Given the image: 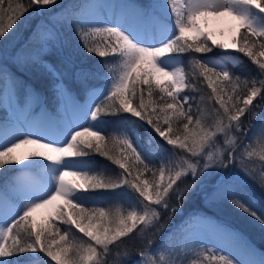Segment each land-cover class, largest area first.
Returning a JSON list of instances; mask_svg holds the SVG:
<instances>
[{
  "label": "snow or ice",
  "instance_id": "snow-or-ice-1",
  "mask_svg": "<svg viewBox=\"0 0 264 264\" xmlns=\"http://www.w3.org/2000/svg\"><path fill=\"white\" fill-rule=\"evenodd\" d=\"M55 4L0 0V39L23 22L26 13L40 15ZM210 18L231 19L235 35L230 42L216 39L208 27ZM65 26L75 42L61 39ZM36 28L33 49L23 59L50 74L56 110L0 121V170L17 169L11 185L6 182L0 189V264H18L14 257L38 252L57 264H111L107 258L113 249L118 264H129L128 243L133 240H140L141 247L131 264H164L165 255L167 264H189L186 252L196 257L191 264H264V253L258 260L246 258L252 253L241 234L200 215L182 218L153 247L173 217L182 215L197 186L206 200H227L264 228V157L257 197L246 188L245 180L255 176L245 166L244 153L251 152L241 120L246 112L255 117L257 97L264 102V0H151L148 5L107 6L81 0L71 14L50 16L45 31ZM53 41L59 45V67L44 59ZM213 48L223 50L219 58L193 55L212 53ZM81 50L120 64L118 72L108 69L106 87L93 89L87 99L83 93L93 73L83 66ZM184 53L194 61L191 76L181 66ZM236 53L255 63V77L242 80L232 71L229 62L239 59ZM198 80L210 90V120L200 108L204 96L193 95L199 91ZM154 93L158 100H153ZM31 95L37 105L43 102L42 93L33 89ZM122 113L148 126L147 146L135 129L121 131L119 137L103 135L109 125L103 117ZM164 142L172 151L155 166L152 157L156 149L167 151ZM21 148L26 151L18 154ZM94 154L115 165V175L95 172L90 159ZM145 174L151 180L143 178ZM125 188L135 194L126 208L85 207L98 190ZM39 209L48 210L46 223L35 220ZM76 230L83 235L78 237ZM204 234L218 247L196 239ZM224 248L234 255H224Z\"/></svg>",
  "mask_w": 264,
  "mask_h": 264
},
{
  "label": "trees",
  "instance_id": "trees-1",
  "mask_svg": "<svg viewBox=\"0 0 264 264\" xmlns=\"http://www.w3.org/2000/svg\"><path fill=\"white\" fill-rule=\"evenodd\" d=\"M21 2H26V0H21ZM80 2L81 0H56L55 5L45 7V11L40 15H36L34 11L26 13L25 18H22L23 22H18L3 39H0V101L6 85L9 83L13 87L14 83L15 87L13 88L18 95L21 96L22 103H26L28 91L34 89L36 92L42 93L44 97L43 102L36 106L37 112L42 111V109H47L49 112H55L56 105L53 101L52 93L49 91V85L52 82L50 74L40 68L39 65L32 64L30 61L25 62L23 59L30 51H32L34 44H30L28 47L23 48L22 51H20V49L27 43L31 30L38 20L48 19L50 16L60 12H63L65 15H69L76 11L77 5ZM129 2L134 5H148L151 0H129ZM60 34L63 39L71 37L73 42L76 41L75 35L69 32L66 26L61 29ZM97 42L101 45L105 43L102 38H97ZM219 53V49L213 48L212 53L193 55L200 57L208 54L218 55ZM237 55L239 56V60L233 64L229 63V67L232 71L235 74L240 75L242 80L255 77L257 75V66L255 63L244 54L237 53ZM81 56L84 60L83 66L91 68L93 73L88 76V90L83 93L85 97L91 90L99 87L103 81V77L108 70L106 68L107 66L103 68L96 66V64L101 63L108 58L95 55L89 56L82 50ZM44 59L54 66H61L60 54L56 48L51 47L44 56ZM180 59L182 61L181 66L184 67L185 72L191 76L194 70V61L192 60V57L189 56L188 53H184L181 55ZM69 71H71V69H69ZM197 86L199 91L194 92L193 95H195L197 99H199L200 96H204L205 99L204 102L200 104V108L204 113L205 118L210 120L211 113L213 112L212 101L207 99L208 92L210 90L207 89L205 85L201 84L199 80L197 81ZM145 98L147 100L146 91ZM158 99L159 97L154 93L153 100ZM135 103L136 101L134 100L133 106H135ZM253 105H257V107H255V117L253 118L248 112H246L245 116L241 118L247 132V136L244 138V143L247 145L248 152H251V156L244 153L246 157L245 166L252 169L255 176V180L246 179L245 183L247 190L259 197L262 191L258 183L261 178L260 159L261 157H264V133L261 132V129L264 128V102L257 97L253 101ZM193 110L195 111V106ZM8 115L9 113L0 103V121L7 118ZM103 118L109 121L107 130L103 132L105 137H119L121 136V131H130L131 129H135L138 132L139 138L143 140L147 146L148 131L146 129L148 126H146L143 121H140L139 118L133 117L129 113H122L116 116L106 115ZM164 143L167 151L164 149H156V154L152 157L155 166H159L158 161L162 158L160 155L164 154L165 157H168L169 153L172 151V146L167 145L166 142ZM153 148H156L155 142L153 144ZM116 151L118 152L119 149L117 148ZM90 159L94 161L95 172H102L106 176L115 175L116 166L106 158L94 154L90 157ZM165 167H167V165H165ZM16 173L17 169L15 167H9L8 171L0 170V187H3L6 182L11 181ZM143 178L151 180V177L148 174H145ZM187 182L189 184L191 183L190 177ZM193 191L197 194L186 199L182 209V215L177 214L173 217V220L169 223L168 228L155 238V243L153 245L154 248L161 244L164 237L171 231L172 225L179 223L182 218H188L194 210L198 209L197 207L203 206L206 209H209L210 213H212L218 221L229 225L233 230L245 235L258 248L264 251V228H262L259 223L247 214L232 207L227 200L221 202L206 200L203 193L200 191V186H197V188L193 189ZM134 196L135 194L129 193L126 188L116 189L114 191L98 190V193L85 204V207H104L106 209L126 208V202L133 200ZM76 231L78 237L83 235L78 233V230ZM169 242L174 243L171 238ZM61 244H63V242H61ZM140 247V240H133L128 243V249L132 252L131 257L129 258V264L138 259L135 254V250ZM116 251V249H113L112 254L107 258L111 264H118L120 259V257L116 255ZM120 251L123 253L124 249L121 248ZM207 255L210 256L212 253H207ZM14 259L21 264H27V262L32 261L33 259H35L36 264H57L56 261L51 260V257H48L46 253L43 252H38L37 256H33L31 253L20 254L17 257H14ZM168 259V256L165 255L164 264H167ZM186 259H188L189 264H191V261L195 260L196 257L193 256L191 252H186ZM198 264H203V260L198 261Z\"/></svg>",
  "mask_w": 264,
  "mask_h": 264
},
{
  "label": "rangeland",
  "instance_id": "rangeland-1",
  "mask_svg": "<svg viewBox=\"0 0 264 264\" xmlns=\"http://www.w3.org/2000/svg\"><path fill=\"white\" fill-rule=\"evenodd\" d=\"M93 2L94 3H98L100 5H105V6L110 5V4H115V3L132 4L131 2H129V0H93ZM132 5H134V4H132ZM105 11L107 12V8H105ZM37 25H40V31H45L47 26L49 25V18L48 19H40V20H38L35 23L34 27L31 30V34H30V37H29L27 43L20 49V51H22L23 48L28 47L30 44L31 45L34 44L33 42L35 40V37L33 36V33L37 30V28H36ZM208 27H209V30H211V31H213L215 33L216 39H221V40H225V41H229L230 42L231 39H232V36L235 35V32L233 30V22L231 21L230 18H220V19L210 18ZM221 33H223V35H221ZM60 36H61V34H60ZM61 39H63L62 36H61ZM51 47L58 49L59 45L55 44V41H53V43L50 46V48ZM221 51H223V50H219V52H221ZM231 51L235 52V50H231ZM236 55H237V53H236ZM204 56L205 57L219 58V55H213V54H208V55H204ZM238 60H236L234 62H229V63L233 64V63H236ZM105 61H108V63L105 64ZM105 61H103L101 63H97V64L95 63V64H96V66L103 67V68H105V66H107L106 68L107 69L111 68L113 72H118L119 71L120 64H119L118 60H112V59L108 58ZM106 72L107 73L104 75L103 81L101 82L99 87L95 88V90H98V91L99 90H103L106 87V85H107L106 77L108 76V70ZM164 79H165L164 77H161L162 81ZM31 93H32V90L28 91L27 101H26V103H22L21 96H19L18 93L12 87V85L8 83L6 85L4 91H3L2 99L0 101V103L4 106V109L9 113L8 117L5 118L4 120L11 119L13 117H15L16 119H19V120H23L25 114H28V113H30L32 116L38 115L41 111L37 112V109H36L37 103H36L34 97L31 95ZM88 95L85 96L84 98L87 99ZM81 102H83V101H81ZM4 120H2V121H4ZM25 151H26L25 148H21V149L17 150L18 154H22ZM160 157L164 158L165 155L164 154L160 155ZM16 175H17V173L14 175V177L12 178L11 181L7 182L9 186L11 185V183H12L13 179L16 177ZM68 179H75V178L69 176ZM5 184L3 185V187H0V189H3L5 187ZM197 208L198 209L194 210L193 213H191V215L189 217L200 215V216H206V217H208V218H210L212 220H217L215 218V216L212 213H210L209 209H206L203 206L197 207ZM47 215H48V210L47 209H39L33 214L35 220L38 223H46L47 222ZM239 234H241V233H239ZM242 237L248 242V244L250 246V249H251V253H252L249 257H246V258L257 259L258 260L260 258V256H261V254L264 253V251L262 249L258 248L245 235H242ZM56 239L58 240L59 237H57ZM196 239H206L208 241V245L207 246L210 247V248L218 247V245L215 242L214 238L210 234H204V235H201V236H197ZM222 252H223L224 255H234V253H231L227 248L222 249ZM32 255L33 256H37V253L36 254H32ZM18 264H21V263H18ZM237 264H238V262H237Z\"/></svg>",
  "mask_w": 264,
  "mask_h": 264
}]
</instances>
